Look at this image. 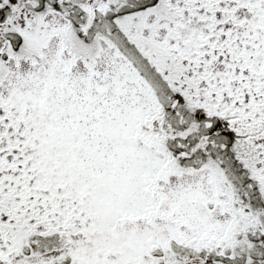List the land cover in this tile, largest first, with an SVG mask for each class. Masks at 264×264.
Masks as SVG:
<instances>
[{"label":"snow or ice","instance_id":"obj_1","mask_svg":"<svg viewBox=\"0 0 264 264\" xmlns=\"http://www.w3.org/2000/svg\"><path fill=\"white\" fill-rule=\"evenodd\" d=\"M0 264H264V0H0Z\"/></svg>","mask_w":264,"mask_h":264}]
</instances>
